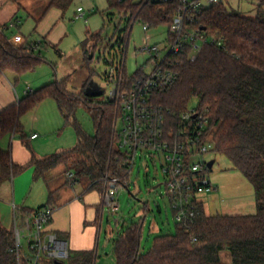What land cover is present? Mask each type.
Returning <instances> with one entry per match:
<instances>
[{"label":"trees","instance_id":"1","mask_svg":"<svg viewBox=\"0 0 264 264\" xmlns=\"http://www.w3.org/2000/svg\"><path fill=\"white\" fill-rule=\"evenodd\" d=\"M106 1L109 8L126 18L119 34L136 21L150 26L170 24V14L161 18L162 5ZM255 1L254 18L229 12L223 2L206 8L201 27L220 44L203 46L194 61L187 55L175 57L172 68L176 80L155 96L156 102L173 117L192 100L199 108L208 110L214 152L225 156L251 184L255 213L206 216L199 206L200 214L192 224H175L173 234L156 236L144 253L140 252L143 224L132 223L114 239L115 264H264V0ZM72 2L50 0L45 12L51 8L65 12ZM16 20L14 24L18 26ZM8 28L7 24H0V74L13 71L21 75L33 70L43 61L41 50L49 44L24 38L15 46L9 41ZM89 38L101 41L100 33ZM90 51L93 53V49ZM88 64L89 59L85 58L87 68ZM45 99H52L64 124L74 128L76 144L43 157L32 153L24 165L13 163L10 151L0 148V184L29 168H33V180L47 182V173L62 165L75 175V183L67 180L68 184L73 186L85 180L88 190L102 194L109 177L124 176L122 157L113 143L115 108L111 102H98L87 97L84 90L72 93L66 88V80L43 85L0 111V140L5 136H19L23 140L21 117ZM80 105L92 114L91 136L73 119ZM48 196L50 202L53 192L49 191ZM57 236L66 238L59 233ZM13 247L12 229L0 224V264H16V256L10 252ZM224 251L230 263L222 261L220 254ZM43 264H95V251L68 249L65 260H45Z\"/></svg>","mask_w":264,"mask_h":264},{"label":"rangeland","instance_id":"2","mask_svg":"<svg viewBox=\"0 0 264 264\" xmlns=\"http://www.w3.org/2000/svg\"><path fill=\"white\" fill-rule=\"evenodd\" d=\"M50 0H0V22L9 26L7 33L19 32L26 39L33 41H46L50 45L41 50L40 58L43 61L33 70L26 73L34 89L43 85L66 80L68 91L80 94L86 90L96 101H105L108 97L110 87L105 81L106 61L116 57L119 45V32L126 25V18L117 14L114 8H109L106 0H73L70 7L61 12L51 8L45 12ZM225 8L234 14L247 18H254L257 11L255 0H223ZM81 7L83 17L76 18V9ZM15 18L20 20L15 27ZM13 25V26H12ZM167 25H152L147 31L142 30V23H132L125 47L126 71L132 75L138 69L147 71L152 66L149 53L137 51L143 46L146 36L150 38L149 44H158L163 48L166 43ZM100 33L98 38L90 39L91 35ZM122 37V35H121ZM124 38V37H123ZM116 44V45H115ZM108 50H107V48ZM112 47V50L110 49ZM58 50L55 51L54 50ZM93 49L92 51H90ZM110 50V51H109ZM87 51H90L87 53ZM166 51L160 53V56ZM116 52V53H115ZM113 53L115 55L113 56ZM92 54V57L89 56ZM85 58L89 59V69L85 65ZM51 106H55L52 100H48ZM46 104V103H45ZM195 104L192 100L189 106ZM43 111V110H42ZM48 113V114H47ZM39 124L48 128L51 118L48 110L42 112ZM73 119L81 130L87 135L94 134V123L91 112L80 105L75 109ZM58 129L53 133L38 132V154L34 146H30L32 153L41 157L53 154L60 150L72 148L76 144L75 130L71 125H65L61 115L58 116ZM23 125V142L28 140V135L33 129V122L28 115L21 118ZM46 138V141H42ZM21 140L18 136H5L0 140V148L23 155L27 147L24 145L22 151L16 146V141ZM19 140V141H20ZM38 156V157H40ZM209 163L213 161L208 179L216 187V190L207 191L198 199L203 203L204 214L214 215H253L255 213L254 190L245 177L236 169H233L230 161L223 155L210 152L205 156ZM139 164H136L128 189L120 190L117 199L119 210L111 212L103 207L101 230L97 241L98 261L96 264H111V246L108 237H115L132 223L143 224L142 237L140 240V252H146L152 245L153 239L162 234H173L175 224L172 221L171 210L164 197V178L161 173L155 172L150 166L148 174L140 169L136 173ZM67 170L65 166H58L49 171L46 176V184L52 191L57 183L62 181V176ZM9 181L2 183L1 190L8 188ZM85 180L80 181L72 187L82 188L86 186ZM156 186V188H155ZM67 189L68 186H64ZM26 202H46V186L41 180L34 181L26 194ZM17 205V204H16ZM146 209V210H145ZM24 250L25 242L23 240ZM107 255V256H105ZM223 262L230 263L227 252H221ZM62 261L65 258L61 259Z\"/></svg>","mask_w":264,"mask_h":264},{"label":"built area","instance_id":"3","mask_svg":"<svg viewBox=\"0 0 264 264\" xmlns=\"http://www.w3.org/2000/svg\"><path fill=\"white\" fill-rule=\"evenodd\" d=\"M118 1L162 5L161 18L170 14V24L167 25L166 45L163 48L158 44H149L150 38L146 36L143 46L137 50L151 55L152 66L147 71L140 68L132 75L126 71L127 41L124 42V39H128L131 27L119 34L121 39L116 57L106 61L104 78L110 87L106 100L115 108L113 143L115 150L121 154L124 176H113L106 180L101 194L102 204L112 213L117 212V196L120 190L129 188L136 164H139L136 173L142 169L148 174V168L152 166L164 178V197L173 222L187 227L200 214L202 202L198 196L216 190L208 179L211 169L205 159L208 153L214 152L208 130V110L199 108L195 103L187 105L173 117L168 109L156 102L155 96L176 80L177 74L172 68L175 57L187 55L190 61H194L203 46L220 44L204 31L200 19L206 8L223 0ZM81 17L83 10L78 7L76 18ZM150 27L148 23H142L143 31ZM36 137V134L31 136L32 139ZM65 176L68 182L75 183L72 172H67ZM11 208L14 247L10 252L16 256V264H43L45 260L67 258L66 242L48 229L54 208L43 206L21 210L15 203H11Z\"/></svg>","mask_w":264,"mask_h":264},{"label":"crops","instance_id":"4","mask_svg":"<svg viewBox=\"0 0 264 264\" xmlns=\"http://www.w3.org/2000/svg\"><path fill=\"white\" fill-rule=\"evenodd\" d=\"M0 24L2 23L0 22ZM15 27L18 28V26ZM7 35L9 37V41L15 46L20 45L25 38L19 32H9ZM35 90L36 89L32 87V83L28 79V76H26V73L20 75L13 71H5L4 73L0 74V111L12 104L17 103V101L27 95L28 92ZM48 100L52 99H45L41 101L33 111L26 114L28 115V119H31L33 122V129H31V132L27 138L28 140H26L25 143L22 141V139H19L20 141L17 140L15 143L20 151H22L24 145L27 147L28 151L26 150V152H24V154L19 157L16 152L13 153L12 151L11 159L13 163L17 165L26 164L32 154V149L30 146H34L38 154H41L39 153L40 151H38L39 149H37V141L40 137L38 132L53 133L58 129V116L60 113L55 102L52 100L55 105L53 107L48 103ZM42 110H48L49 112L51 121L48 128H43L39 124V119L42 118V116L40 117L43 112ZM33 134H36L37 137L32 139L31 136ZM42 141H46V138H44ZM67 172L68 171L64 172L62 181L57 183L56 187L51 191L53 192V196L50 202L48 196L49 188L44 180L39 179L43 181L46 186L47 199L45 203L40 201L39 203H36L35 206H32V203H29L28 205L26 202V194L28 190L32 186V183L37 181L33 180V168L24 170L18 175L12 177L10 180H4L3 182L9 181L10 183L8 188L4 187L2 190L1 187L3 182L0 184V224L6 229L11 228L13 219L11 203L17 204L21 210H32L50 203L49 206L54 208V212L48 229L56 234L59 233L65 235L66 238L61 239L66 242L67 249L69 250H94L96 264L99 257L97 253V241L101 230L102 212L104 207L102 204L101 194L96 190H88L87 185L80 189H75L67 183L65 176ZM64 186H68V188L64 189ZM115 237L107 238L111 246V264H115V258L113 255V242Z\"/></svg>","mask_w":264,"mask_h":264},{"label":"water","instance_id":"5","mask_svg":"<svg viewBox=\"0 0 264 264\" xmlns=\"http://www.w3.org/2000/svg\"><path fill=\"white\" fill-rule=\"evenodd\" d=\"M89 57L91 58V57H92V54H91ZM84 93H85V95H86L87 97H95V95H90L88 92H86V90L84 91ZM212 164H213V161L209 162V163H208V168L211 169Z\"/></svg>","mask_w":264,"mask_h":264}]
</instances>
